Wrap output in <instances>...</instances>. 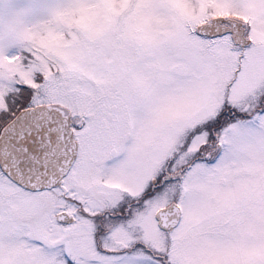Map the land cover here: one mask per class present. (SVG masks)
I'll use <instances>...</instances> for the list:
<instances>
[{
  "label": "snow or ice",
  "instance_id": "snow-or-ice-1",
  "mask_svg": "<svg viewBox=\"0 0 264 264\" xmlns=\"http://www.w3.org/2000/svg\"><path fill=\"white\" fill-rule=\"evenodd\" d=\"M0 264H264V0H0Z\"/></svg>",
  "mask_w": 264,
  "mask_h": 264
}]
</instances>
